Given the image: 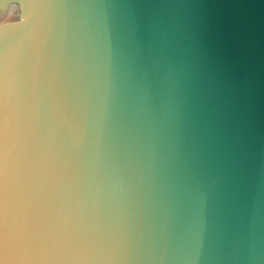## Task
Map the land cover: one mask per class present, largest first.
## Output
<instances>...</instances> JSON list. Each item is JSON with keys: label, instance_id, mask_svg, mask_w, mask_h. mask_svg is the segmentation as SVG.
<instances>
[{"label": "water", "instance_id": "obj_1", "mask_svg": "<svg viewBox=\"0 0 264 264\" xmlns=\"http://www.w3.org/2000/svg\"><path fill=\"white\" fill-rule=\"evenodd\" d=\"M0 264H264V0H0Z\"/></svg>", "mask_w": 264, "mask_h": 264}, {"label": "snow or ice", "instance_id": "obj_2", "mask_svg": "<svg viewBox=\"0 0 264 264\" xmlns=\"http://www.w3.org/2000/svg\"><path fill=\"white\" fill-rule=\"evenodd\" d=\"M11 242L14 243L18 248H20L21 250H23V245L19 239V237L16 238H11Z\"/></svg>", "mask_w": 264, "mask_h": 264}]
</instances>
